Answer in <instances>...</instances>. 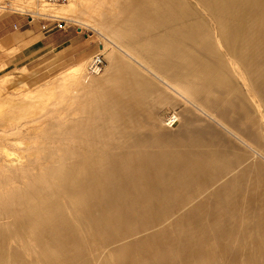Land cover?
Instances as JSON below:
<instances>
[{
    "label": "bare ground",
    "instance_id": "1",
    "mask_svg": "<svg viewBox=\"0 0 264 264\" xmlns=\"http://www.w3.org/2000/svg\"><path fill=\"white\" fill-rule=\"evenodd\" d=\"M25 1L10 9L98 34L108 66L99 78L86 75L84 57L67 68L50 111L24 102L31 95L1 103L0 264H115L103 246L130 222L154 230L125 246L120 264H135L140 246L166 244L170 214L190 226V246L169 250L170 264L189 259L204 243L199 231L223 218L205 255L227 247L221 264H264V0ZM167 106L181 107L174 133L156 117ZM40 108L70 143L20 190L22 155L37 159L50 138L37 143L45 119L18 117Z\"/></svg>",
    "mask_w": 264,
    "mask_h": 264
},
{
    "label": "rangeland",
    "instance_id": "2",
    "mask_svg": "<svg viewBox=\"0 0 264 264\" xmlns=\"http://www.w3.org/2000/svg\"><path fill=\"white\" fill-rule=\"evenodd\" d=\"M11 1L12 0H0V7H4L0 8V105L2 102L8 103L5 102L8 100L7 98H11L18 103L24 99V96L31 95L30 100L25 99L24 102L33 104L35 103V105H39V103L40 105H43L44 103L46 105L47 111H50L52 108L51 103H61L58 98L55 99V97L60 94L57 87L59 85L58 79L60 77V74L62 72L64 73L67 68L77 64V62L83 57L85 58L86 72L87 64L89 63L91 58L94 55L101 54L105 61L102 72L95 76L88 75L86 72V75L93 78H99L103 74L105 70L104 68L108 66V62L105 58L106 53L99 52V49H101V46L103 44V40L98 34L92 32L91 30L83 29L75 24L64 21H60V27H57V23L55 22L54 24L49 26L50 30L45 32L41 30V26L47 23L45 19L41 17H33V19L30 20L27 16L29 14L25 15L26 13L14 11V8L10 9V6L12 4H17V6H19L20 4H18L16 0V3H13V0L11 4ZM21 1L24 2L22 4L27 6V1ZM116 1L121 2L123 0ZM66 5H62V7ZM116 6L119 7L118 4H116ZM26 8L23 9L25 11H29L31 9L34 10L36 6L33 7L34 9H29V7L26 10ZM13 25H16L18 27V30H14ZM115 29L120 33L125 32L124 27L120 25ZM26 31L29 32L24 33ZM43 36L45 38H43ZM52 39L55 41L53 43H49ZM123 41L127 42L128 39L124 38ZM47 43H49V45L45 46ZM69 44L71 45V47H68ZM77 47H85L86 51H89L84 55L83 51L85 49L80 51ZM142 72L145 74L144 71ZM80 88V85L76 83L73 84V86L69 88L71 95L76 96L77 94H79L78 89ZM25 92L26 94H24ZM66 94L68 95L69 93H65V95ZM63 103H66V101H64ZM40 109H36V111L34 112L35 114L31 113L33 109H29L26 111L24 110V112L21 114L22 117H18V121L22 124L24 123L26 126H30L29 124H32V121H37L39 123L41 120L45 119L48 124L47 131L40 134L37 143L39 142L38 144H42L44 142L43 137L45 136L47 138H50V140L48 139L46 143H43V152L38 154L37 159L29 157L27 155H22L24 156V158H22V165H24L27 170L25 172V180L22 181V179L15 177V181L20 190L23 189L22 182H31L32 180H34V176L39 174L42 169L50 167L48 163L49 161L51 162V160H54V158H59L58 156L64 157L66 146H68L70 143V141L64 139L67 137V134L57 135L50 132V128L54 123V120L51 119L50 114L42 116L44 110ZM0 110L1 117V113H3L5 108L3 109V106L1 105ZM180 110L181 107L179 106H167L156 110L155 113L156 117L161 122V125H163L164 128H171V132L174 133L176 132V130L173 129L178 125V121L174 125L169 126L165 123V119L172 113H176V116L178 117ZM37 112L40 113L38 114ZM60 118L61 116L57 117L56 119L60 120ZM24 133L25 132L23 131V134ZM52 137H54V139ZM13 138L18 139L17 136H11V139ZM55 138H63V140L56 142ZM58 148H60V150L56 152ZM10 150H12V152L14 151L15 153L19 151L16 147H11ZM60 151H62L64 155L60 153ZM10 158L15 159L16 156L10 155ZM43 160L47 161V163L43 164ZM8 186V181L7 183L6 181H3V188H7ZM174 218V214L168 215V217L165 218V225H162V227H165V230L168 233V238L166 240V244L160 246L162 247L161 251L159 253L153 252L149 247L142 245L139 247L140 250L137 254V261L135 264H155V260H157L160 264H170L167 258L169 250L176 248L179 250V252H181L190 246V240L188 238V231L190 226L188 222L183 221L182 224H177L175 223ZM227 223H229V220L223 218L220 223L217 224L215 222H211V225L206 227L207 229L199 231L198 236L204 243H201L202 245H199V247L197 248L198 251H195L189 259H187L186 257L184 258V256H180L181 263H223L222 261L224 259V253L227 247H225L226 249L224 250H214L215 255L213 256L205 255V250L207 249V247L211 246L210 238L213 236V234H215V224L216 226H220V228H223V226ZM152 231L154 230L148 227L147 229L143 228V224L139 225L138 223L131 222L125 223L116 238L112 240H106L105 245L103 246V252L105 254H110L109 260L112 263H123L129 256L127 250L125 249V246L129 244L139 245L141 239L146 235L152 233ZM90 249L91 245L81 247L82 258H85L86 262H89V260H91L89 257ZM197 254H200L201 256H196ZM89 264L91 263L89 262Z\"/></svg>",
    "mask_w": 264,
    "mask_h": 264
},
{
    "label": "built area",
    "instance_id": "3",
    "mask_svg": "<svg viewBox=\"0 0 264 264\" xmlns=\"http://www.w3.org/2000/svg\"><path fill=\"white\" fill-rule=\"evenodd\" d=\"M28 1L35 3V4L46 5V6H62V5L67 4L70 0H28ZM2 8H4V7H2ZM13 10L17 11L15 9H13ZM31 19H33V18H31ZM43 19H45V21L47 23L41 26V30H43L45 32L49 31L50 30L49 26L54 24L55 22L57 23V27H60L59 26L60 22H58L57 20H53L49 17L43 18ZM13 29L18 30V27L16 25H13ZM104 63H105V61H104V58L101 54L94 55L87 65V68H86L87 74L91 75V76H95V75L100 74L103 70ZM177 121H178V117L176 116V113L170 114L165 119V123L169 126L174 125L175 123H177Z\"/></svg>",
    "mask_w": 264,
    "mask_h": 264
},
{
    "label": "crops",
    "instance_id": "4",
    "mask_svg": "<svg viewBox=\"0 0 264 264\" xmlns=\"http://www.w3.org/2000/svg\"><path fill=\"white\" fill-rule=\"evenodd\" d=\"M28 32H29V31H26V32H24V33H28ZM43 38H45V37L43 36ZM54 41H55V40L52 39L49 43H53ZM49 43H47L45 46H48ZM68 47H71V45L69 44ZM77 48H78V47H77ZM78 49H79L80 51H82V50L85 49V47H84V48H83V47H80V48H78ZM88 51H89V50L86 51V49H85V50L83 51V52H84L83 54H84V55L87 54Z\"/></svg>",
    "mask_w": 264,
    "mask_h": 264
}]
</instances>
